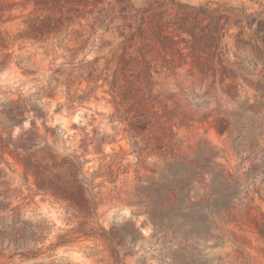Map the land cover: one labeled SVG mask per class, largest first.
<instances>
[{
  "label": "rangeland",
  "instance_id": "rangeland-1",
  "mask_svg": "<svg viewBox=\"0 0 264 264\" xmlns=\"http://www.w3.org/2000/svg\"><path fill=\"white\" fill-rule=\"evenodd\" d=\"M87 7L78 14H59L63 26L58 34H33L39 39L26 41L29 26L37 17L49 12L39 10V0H0V119L1 110L12 106L19 98L30 100L46 114V126L54 130L48 141L59 158L75 154L85 161L83 172L89 179L97 172L94 184L100 185L96 197V218L93 221L106 231L120 233L123 227L133 226L142 234L134 249H120L124 264H135L145 256V264H154L152 217L146 212L148 194H141L146 182L158 180L164 168V159L149 155L136 159L128 153L129 146L122 140L123 125L112 119L115 109L109 103L107 85L90 92L86 77L95 57H103L98 67L106 63L113 68L123 47H151L174 62L175 70L155 72V63H148L152 73L154 92L160 101L175 112L177 119L189 127L177 125L176 137L180 142L178 159L192 163L202 156L210 166L219 169L224 177L235 173L245 181L243 172L249 162L260 157L259 149L253 154L243 153L241 161L230 148L229 131L234 115L244 119L245 107L255 106L264 112L259 93L264 94V21L252 18L232 20L222 30L225 21H204V31L212 43L219 40L225 56L216 60L210 72L202 75L190 64L181 65L182 56H190V38L177 29L184 16L192 13L180 6L199 7L208 2L227 3L233 8H245L248 14L260 10L264 0H102L93 8L92 0H84ZM128 2L134 10H145L122 19L116 16L106 30L97 28L95 18L100 9L109 10ZM144 17L143 20L141 18ZM66 18H71L70 20ZM139 26L144 31L140 32ZM158 26V27H157ZM209 40L202 41L208 49ZM82 47V49H79ZM68 49L71 52H68ZM204 56V55H200ZM113 61V62H112ZM236 67L242 69L241 72ZM139 83L138 78H134ZM67 83H72L69 87ZM100 83H98L99 85ZM29 115L21 127L4 131L3 138H16L31 129ZM40 135H44L41 120H34ZM15 142V141H14ZM264 146V145H263ZM122 149V150H121ZM11 150V149H9ZM113 151L118 158L107 157ZM248 155V156H247ZM124 157L122 163L119 158ZM112 161V162H111ZM0 185L6 192V204L21 217V226L35 230L44 255L32 261L12 264H110L107 245L84 235L88 226L80 218L66 215L51 199L34 190L33 175L26 173L19 158L11 151H0ZM110 171L114 182L109 183ZM201 193V186H196ZM139 195V198L138 196ZM247 198L234 213V222L222 225L215 222L214 234L222 237V244L204 251L221 259L222 264H264V237L254 224L264 226V186L258 182L246 192ZM11 217L8 218L10 220ZM91 223L92 226L95 224ZM213 243L208 241V245ZM140 247H143L140 249ZM153 247V248H152ZM0 264H8L0 260Z\"/></svg>",
  "mask_w": 264,
  "mask_h": 264
},
{
  "label": "trees",
  "instance_id": "trees-1",
  "mask_svg": "<svg viewBox=\"0 0 264 264\" xmlns=\"http://www.w3.org/2000/svg\"><path fill=\"white\" fill-rule=\"evenodd\" d=\"M102 2L92 0L93 8ZM180 6L192 11L184 16L177 29L180 34L190 38V56L180 55L184 60L181 65H186L190 59V64L202 75L209 73L216 65V60L225 56L220 40L214 44L207 38L204 31L205 20L209 23L213 19L224 20L222 30L232 20L252 18L264 21V5L261 4L260 10L254 14H248L245 8L230 7L227 3L208 2L198 8L187 4ZM86 7L84 0H39V10L49 14L42 18L37 17L32 22L29 32L26 33V41L38 42L39 39L32 37L33 34L41 37L58 34L63 26V18L56 16V13L62 14L65 10L68 15L80 16L85 13L82 10ZM115 10V7L109 10L100 9L95 18L97 28L108 29L116 16L122 19L134 17L130 10L142 14L147 12L134 10L128 2L119 7V14ZM143 19L144 17L141 18ZM139 29L140 32L144 31L141 26ZM204 40H209L208 49H204L202 45ZM131 48H122L113 68L109 63L99 68L98 62L103 57H95L86 80L90 92L97 87H109V103L115 109L112 119L123 125L122 140L129 146L128 153L136 159L158 155L165 161L158 180L146 182V186L141 188L143 192L139 195L148 194L147 201H138V204H145L146 212L152 217L154 231L151 237L153 247L157 246L154 249V264H222L219 257L204 250L222 244V237L212 231L216 228L214 221L222 225L233 223L236 209L247 198V190L253 189L255 182L264 186V112L255 111V106L245 107L248 115L244 119L234 115L229 131L230 148L241 161L247 160L243 156L246 150L248 155L253 154L256 149L261 154L258 158L254 156L243 172L249 185L241 184L242 178L235 173L224 177L219 169L208 165L201 155L192 163L178 159L174 153L179 151L180 142L175 129L177 125L188 128L189 124L177 119L175 112L160 101L154 92L152 73L147 66L148 63H155L158 65L155 72L164 69L173 71L176 69L174 62L151 47H139L130 51ZM68 52L71 50L68 49ZM201 54L204 56H200ZM236 70L242 71L240 67H236ZM134 78H138L140 82L135 83ZM66 85L69 87L73 84ZM257 97L261 100L260 105L264 107V94L259 93ZM27 115L31 116L28 117L31 129L21 132L15 139L11 135L3 138L0 132V151H11L19 158L25 172L33 175L34 190L37 193L49 197L51 203L57 204L66 215L85 222L88 229L83 231L84 235L107 245L111 255L110 264H124L120 249L125 246L129 250L134 249L142 239V234L133 226L123 227L120 233H114L93 222L96 218V197L99 194L95 190L100 188V185L94 184L97 172L93 171L88 179L83 172L85 161H81L77 155L71 153L62 158L58 157L47 137L48 134L54 136V130L46 126V114L37 105L31 104L28 99L19 98L12 106L1 110L0 127L4 131L21 127ZM36 119L42 122L45 132L43 136L35 127ZM107 157H114L112 163L118 158L114 151L103 159ZM123 158H119L120 163ZM108 180L109 183L114 182L113 171H110ZM199 185L200 195L195 189ZM91 223L95 225L92 226ZM20 225L21 217L6 204V192L0 185V260L8 264L32 261L44 255L43 247H37L39 238L35 230L25 226L14 229ZM254 229L264 237L263 225L255 223ZM209 240L213 241L211 245L207 244ZM145 261V256H142L135 264H145Z\"/></svg>",
  "mask_w": 264,
  "mask_h": 264
}]
</instances>
